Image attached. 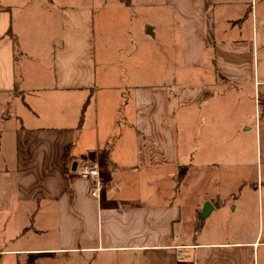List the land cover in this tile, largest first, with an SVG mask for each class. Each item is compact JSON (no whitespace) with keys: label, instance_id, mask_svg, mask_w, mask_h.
I'll list each match as a JSON object with an SVG mask.
<instances>
[{"label":"crops","instance_id":"1","mask_svg":"<svg viewBox=\"0 0 264 264\" xmlns=\"http://www.w3.org/2000/svg\"><path fill=\"white\" fill-rule=\"evenodd\" d=\"M246 96L256 113L264 0H0V264H264L232 170L180 192L238 163L216 119Z\"/></svg>","mask_w":264,"mask_h":264},{"label":"rangeland","instance_id":"2","mask_svg":"<svg viewBox=\"0 0 264 264\" xmlns=\"http://www.w3.org/2000/svg\"><path fill=\"white\" fill-rule=\"evenodd\" d=\"M246 94L249 93L246 92L244 95ZM248 99L250 98L247 96L242 97L240 101L235 99V101H233L234 107L232 111L227 115L219 113L216 119V128L219 127L221 130L225 127L226 123L232 127L231 134L233 140L237 143V146H235L236 149H232V151H235L233 156L238 159V163L231 166L225 164V162L218 166L204 165L200 167V165H196L195 170H192L189 180L186 182L187 186L182 183L180 185L182 196L184 192L189 193L191 186H193L194 190L201 192L202 185L196 178L202 173L205 180L209 182V187L206 188V190L212 191L217 188L216 183L213 182L214 179L216 180V177L220 175H224V178H226V176L230 174L228 170H232V178L235 179L234 184L231 186L230 184H225L227 183L226 180L224 184L220 186V190L227 191L230 187H234V190L237 189L239 182L243 183L240 196H242V200L244 201L243 205L248 206L245 211L249 217H243L241 225L244 228H248L250 225L255 226L257 222H263L264 224V101L261 100L259 104L260 109L258 104H256L257 111L254 113L252 101ZM224 147L225 145H222L218 150L221 156L228 153V149ZM196 153L199 154V152ZM203 153L205 154L204 151ZM256 175H258L259 178V199L255 192L257 186ZM249 179H252L254 182H249ZM246 220L249 221V224ZM196 236L197 234H192L188 240H191L192 237L198 240L199 237ZM71 257L75 259L76 257L80 258V264H88V262L84 260L86 259L85 255H72Z\"/></svg>","mask_w":264,"mask_h":264},{"label":"built area","instance_id":"3","mask_svg":"<svg viewBox=\"0 0 264 264\" xmlns=\"http://www.w3.org/2000/svg\"><path fill=\"white\" fill-rule=\"evenodd\" d=\"M74 170L81 176L89 177L91 186L89 192L93 197L99 198L104 189V180L98 166L88 160H83L77 164Z\"/></svg>","mask_w":264,"mask_h":264},{"label":"water","instance_id":"4","mask_svg":"<svg viewBox=\"0 0 264 264\" xmlns=\"http://www.w3.org/2000/svg\"><path fill=\"white\" fill-rule=\"evenodd\" d=\"M211 209V204L210 202H205V204L202 206L201 210H200V217H205V215H207L209 212V210Z\"/></svg>","mask_w":264,"mask_h":264},{"label":"trees","instance_id":"5","mask_svg":"<svg viewBox=\"0 0 264 264\" xmlns=\"http://www.w3.org/2000/svg\"><path fill=\"white\" fill-rule=\"evenodd\" d=\"M122 2L126 3V4H129V0H121ZM184 173V168H181L179 170V177H181Z\"/></svg>","mask_w":264,"mask_h":264}]
</instances>
